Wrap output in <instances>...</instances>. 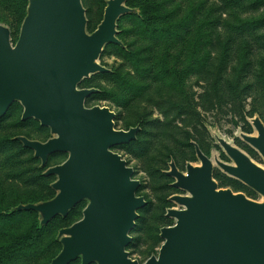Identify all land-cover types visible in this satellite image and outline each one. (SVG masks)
Wrapping results in <instances>:
<instances>
[{
    "label": "rangeland",
    "instance_id": "rangeland-1",
    "mask_svg": "<svg viewBox=\"0 0 264 264\" xmlns=\"http://www.w3.org/2000/svg\"><path fill=\"white\" fill-rule=\"evenodd\" d=\"M107 1L82 0L89 33L102 22ZM28 5L29 0H0V25L10 29L12 44ZM128 5L134 12L117 23L122 46L107 45L97 60L108 72L91 75L77 88L98 90L85 106L113 110L115 129L140 128L133 142L112 151L134 169L133 179L141 182L137 196L150 203L139 211L141 220L126 248L130 258L143 264L159 255L161 229L176 223L168 210L182 207L171 198L188 193L175 188L167 172L172 162L184 173L188 164H200L194 144L214 162L220 188L263 199L224 177L216 160L234 164L218 143L222 138L264 167V158L241 137L257 135L253 118L264 123V0H129ZM23 111L15 102L0 122V248L40 222L38 214L10 215V210L55 197L57 177L46 176L45 170L68 158L57 153L42 169L34 151L15 141L26 136L45 143L54 137L35 119L23 123ZM87 205L82 201L68 218L47 226L32 246L0 264H49L62 250L60 230L83 218Z\"/></svg>",
    "mask_w": 264,
    "mask_h": 264
},
{
    "label": "water",
    "instance_id": "water-1",
    "mask_svg": "<svg viewBox=\"0 0 264 264\" xmlns=\"http://www.w3.org/2000/svg\"><path fill=\"white\" fill-rule=\"evenodd\" d=\"M128 0H108L103 21L89 33L82 0H29L19 38L0 25V119L15 102L24 108L22 121L35 119L53 138L43 143L18 139L34 151L42 167L50 156L68 154L67 160L47 169L56 176L57 195L39 204L20 205L15 211H34L46 226L66 217L84 200L83 218L59 232L62 250L50 264H140L126 248L139 211L147 205L137 196L141 187L134 169L112 148L135 140L139 127L115 129L116 113L109 107L88 108L85 101L97 89L77 86L108 69L97 63L109 44L121 45L117 23L133 13ZM257 135L242 134L264 158V123L252 119ZM234 164L216 160L220 169L263 197V202L214 179V162L194 144L200 164H188L186 173L172 162L169 177L187 195L171 200L181 209H169L176 223L161 229L159 255L143 264H264V168L246 153L217 138Z\"/></svg>",
    "mask_w": 264,
    "mask_h": 264
},
{
    "label": "trees",
    "instance_id": "trees-1",
    "mask_svg": "<svg viewBox=\"0 0 264 264\" xmlns=\"http://www.w3.org/2000/svg\"><path fill=\"white\" fill-rule=\"evenodd\" d=\"M128 2H129V0L127 1V5H128ZM129 6V5H128ZM28 7H29V5H28ZM28 7H27V11H28ZM26 16H27V14H26ZM26 18V17H25ZM103 21V20H102ZM98 28V27H97ZM89 29V26H88V24H87V30ZM96 30V29H95ZM95 30H93L91 33H93ZM20 35V34H19ZM11 37H12V33H11ZM19 38V37H18ZM18 38L14 41V43H16L17 42V40H18ZM122 43V42H121ZM118 46H122V45H118ZM89 89H92V88H90V87H88ZM95 89V88H94ZM13 106V105H12ZM12 106H11V108H12ZM11 108L9 109V111H8V113L6 114V116H4L3 118H1L0 119V122L4 119V118H6L8 115H9V113H10V110H11ZM22 118V117H21ZM116 120H117V118H116ZM21 121H22V119H21ZM28 121H30V120H27V121H22L23 123H25V122H28ZM139 126V125H138ZM137 127V126H136ZM132 128H135V127H132ZM131 129V128H130ZM138 134V133H137ZM19 137H26V136H16L15 138H16V140L15 141H17V142H20V143H22L18 138ZM26 138H28V137H26ZM29 139V138H28ZM31 140V139H30ZM131 142H133V141H131ZM130 142V143H131ZM129 143V144H130ZM22 145H23V143H22ZM199 146V145H198ZM23 147H24V145H23ZM200 147V149L202 150V148H201V146H199ZM25 148V147H24ZM194 149H195V146H194ZM195 152H196V150H195ZM202 152H203V150H202ZM204 153V152H203ZM55 155H58V154H54V155H52V156H50L49 157V159H48V163H47V165L45 166V167H42V162H41V168L42 169H45V168H47V166H48V164L50 163V160H51V158L53 157V156H55ZM41 161V160H40ZM47 169H49V168H47ZM47 169L45 170V171H47ZM234 181H236V182H238L239 183V185L242 187V188H244L245 190H247L248 192H250L251 194H253V195H256L255 194V192L254 191H252L249 187H247V186H245L244 184H242L241 182H239V181H237V180H234ZM237 193L238 192H243V191H241V190H238V191H236ZM247 196V195H246ZM54 198V197H53ZM52 198V199H53ZM52 199H50V200H52ZM50 200H47V201H50ZM47 201H45V202H47ZM40 203V202H39ZM39 203H36V202H29V203H21V204H18L17 206H15V207H13L11 210H10V215H16V214H20V213H35V214H38L37 212H34V211H15V209L18 207V206H20V205H28V204H39ZM80 204V203H79ZM79 204L72 210V211H70V213L66 216V217H62V216H59V217H57V218H55L54 220H52L48 225H46V226H42L41 225V217H40V215H39V218H40V222H36L28 231H27V233H25V234H23V235H21V236H18V237H16V239H14V241L11 243V244H9L8 246H5V247H1L0 249V262H2L3 260H5V259H10V258H12L13 256H15L16 254H18V253H21V252H23V251H25L27 248H29L30 246H32L38 239H39V237H40V234L43 232V230L47 227V226H49L53 221H55L56 219H59V218H62V219H66V218H68L69 216H70V214L79 206ZM149 206H150V203L147 201V205L143 208V209H147V208H149ZM6 212V211H5ZM4 212V213H5ZM8 212V211H7ZM139 213V212H138ZM141 213V212H140ZM3 215V212H1L0 211V216H2ZM141 215H139V218H138V220L137 221H139V220H141ZM81 219H82V217H81ZM80 219V220H81ZM137 221H136V224H137ZM78 222V221H77ZM76 223V222H75ZM72 226V225H71ZM64 229V228H63ZM62 230V229H61ZM60 230V231H61ZM54 259V258H53ZM52 259V260H53ZM51 263V262H50ZM49 263V264H50ZM74 263V262H73ZM72 263V264H73Z\"/></svg>",
    "mask_w": 264,
    "mask_h": 264
},
{
    "label": "flooded vegetation",
    "instance_id": "flooded-vegetation-1",
    "mask_svg": "<svg viewBox=\"0 0 264 264\" xmlns=\"http://www.w3.org/2000/svg\"><path fill=\"white\" fill-rule=\"evenodd\" d=\"M245 153V152H244ZM227 155V154H226ZM250 156V155H249ZM229 158V157H228ZM251 158V157H250ZM221 170V174L225 177V176H227V177H230L228 174H226L222 169H220ZM213 175H214V179H215V168H214V171H213ZM232 177H230V179H231ZM233 180H235L234 178H233ZM237 180V179H236ZM215 181H216V179H215ZM238 181V180H237ZM217 182V181H216ZM219 185V184H218ZM230 189V188H229ZM239 193H242V192H239Z\"/></svg>",
    "mask_w": 264,
    "mask_h": 264
},
{
    "label": "bare ground",
    "instance_id": "bare-ground-1",
    "mask_svg": "<svg viewBox=\"0 0 264 264\" xmlns=\"http://www.w3.org/2000/svg\"><path fill=\"white\" fill-rule=\"evenodd\" d=\"M264 168V167H263ZM261 202H263V199L261 200Z\"/></svg>",
    "mask_w": 264,
    "mask_h": 264
}]
</instances>
